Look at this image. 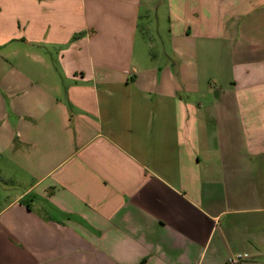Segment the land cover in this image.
I'll use <instances>...</instances> for the list:
<instances>
[{
  "label": "crops",
  "instance_id": "crops-1",
  "mask_svg": "<svg viewBox=\"0 0 264 264\" xmlns=\"http://www.w3.org/2000/svg\"><path fill=\"white\" fill-rule=\"evenodd\" d=\"M0 180V264H264V0H0Z\"/></svg>",
  "mask_w": 264,
  "mask_h": 264
},
{
  "label": "rangeland",
  "instance_id": "rangeland-1",
  "mask_svg": "<svg viewBox=\"0 0 264 264\" xmlns=\"http://www.w3.org/2000/svg\"><path fill=\"white\" fill-rule=\"evenodd\" d=\"M145 35L147 38L145 43H149L147 52L153 53L158 57L167 52V46H164L163 44L164 37H162L163 41L160 39L161 35L164 36L162 30L160 31L155 27V25H151L149 29L145 30ZM21 191L22 189L20 187L8 185L7 183L0 180V206H2L8 200V196H13L17 193H20Z\"/></svg>",
  "mask_w": 264,
  "mask_h": 264
},
{
  "label": "built area",
  "instance_id": "built-area-1",
  "mask_svg": "<svg viewBox=\"0 0 264 264\" xmlns=\"http://www.w3.org/2000/svg\"><path fill=\"white\" fill-rule=\"evenodd\" d=\"M246 258V254L238 253L227 257L225 260V264H242Z\"/></svg>",
  "mask_w": 264,
  "mask_h": 264
}]
</instances>
